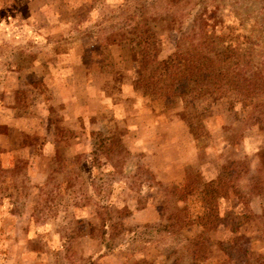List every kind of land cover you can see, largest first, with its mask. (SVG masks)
<instances>
[{
    "label": "rangeland",
    "instance_id": "obj_1",
    "mask_svg": "<svg viewBox=\"0 0 264 264\" xmlns=\"http://www.w3.org/2000/svg\"><path fill=\"white\" fill-rule=\"evenodd\" d=\"M261 8L264 0H0V264H264L257 96L201 97L186 110L168 93L143 96L126 41L146 22L156 59L184 54L183 35L204 16V29L264 56ZM232 67L250 87L251 64ZM75 155L74 196H54L60 163ZM209 180L224 190L207 200ZM173 186L187 187L178 200Z\"/></svg>",
    "mask_w": 264,
    "mask_h": 264
},
{
    "label": "trees",
    "instance_id": "obj_2",
    "mask_svg": "<svg viewBox=\"0 0 264 264\" xmlns=\"http://www.w3.org/2000/svg\"><path fill=\"white\" fill-rule=\"evenodd\" d=\"M262 10L264 8H261L260 11ZM206 20L207 17L204 16L195 17L192 19L189 32L183 35L182 38L188 39L190 42L189 47L191 50L189 52L183 54L179 49H176L173 54L162 59H156L152 54L154 34L150 31L148 23L143 22V29L137 25L131 27L127 32L126 41L129 49L136 53L141 72L134 81L135 86L146 97L161 96L165 93L175 96L183 103V110L193 107V101L201 97L213 100L226 98L233 103H241L243 101H253L254 96H257V100L253 101L252 104L253 110L258 113L257 115L264 118V56H257L248 52L247 49L241 48L239 46L241 42L233 43V41L226 39L221 31H213L212 33L207 31L204 29L208 26ZM256 28L263 34L262 26L256 25ZM241 44H244V42ZM240 63L251 64L250 87L242 84L233 74L232 66ZM186 120L190 123V117L187 116ZM101 140L104 141L105 139ZM106 150L111 152L110 147ZM76 156L78 155L71 157L69 163H60L59 168L64 165L62 168L65 180H62L54 196H59L63 188L69 190L74 196L75 191L71 189V179L79 177V173H75L72 168L74 163H77ZM45 186L46 184H43V187ZM186 188V186H173L174 193L178 194L176 200L184 195L182 191ZM189 188L184 193L191 192L193 188ZM202 190L205 198L209 200L221 195L224 185L209 180L202 186ZM48 193L43 188L39 202L41 201V203L47 205V200H50V198L48 199ZM78 195L75 197L77 201L86 199L83 193ZM181 211L176 209L173 211L174 214L171 215L178 216ZM199 219L202 220L203 218L199 217ZM205 223L199 224L204 226ZM104 225L103 223L101 226ZM168 226L170 225L168 224ZM90 230L91 227H89V234L91 233ZM105 233L106 231L102 230L100 234L104 237L108 235Z\"/></svg>",
    "mask_w": 264,
    "mask_h": 264
}]
</instances>
